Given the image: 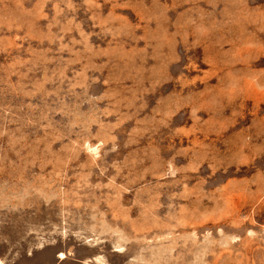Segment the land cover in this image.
I'll list each match as a JSON object with an SVG mask.
<instances>
[{
  "label": "rangeland",
  "instance_id": "374dc122",
  "mask_svg": "<svg viewBox=\"0 0 264 264\" xmlns=\"http://www.w3.org/2000/svg\"><path fill=\"white\" fill-rule=\"evenodd\" d=\"M0 264H264V0H0Z\"/></svg>",
  "mask_w": 264,
  "mask_h": 264
}]
</instances>
